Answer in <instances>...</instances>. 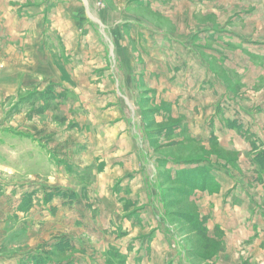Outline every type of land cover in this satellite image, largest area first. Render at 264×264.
Here are the masks:
<instances>
[{
    "label": "crops",
    "instance_id": "crops-1",
    "mask_svg": "<svg viewBox=\"0 0 264 264\" xmlns=\"http://www.w3.org/2000/svg\"><path fill=\"white\" fill-rule=\"evenodd\" d=\"M16 1L15 8L22 7L21 13H31L32 8H37L40 33L50 32L47 25L51 21V25L57 24L55 28L59 31L62 25L57 44H47L41 37L38 43H30L28 49L32 48L30 52L35 55L40 72L34 76L35 83L34 80L32 84L21 81L14 89L15 93L19 87L27 85L26 88L37 91L36 100L30 102L35 96L30 94L21 103L24 106L28 101L27 108L33 111L27 110L29 119L49 115L59 128L63 124L68 126L65 132L56 127L50 130L47 125L36 129L38 143L50 150V165L60 166L57 168L61 171L66 166L68 177L77 181L78 175L85 173L77 171L82 157L98 159L96 172L109 174L111 168H121L117 171L121 178L117 179L113 190V193L121 192L117 199L121 203L119 214L111 201L102 204L107 206L110 219L125 213L127 201L138 206L134 211L141 216L139 221L153 223L161 218L159 215L165 217V204L157 199L162 195L160 181L152 187L156 191L154 197L147 196L149 192L146 193L142 183L143 154L145 163L149 161L144 112L152 107L143 110L140 100L147 92L151 101L153 98L156 104L163 105L160 115L150 116L153 123L170 122V126L177 127L176 133L182 139L192 137L202 144L216 137L224 148L232 147L227 152L235 154L233 166L217 162L213 156L212 165L181 171L183 179L189 180L184 183L192 187L194 195L200 199L197 201L201 203L198 219L203 222V230L198 228L197 232H205L212 239H217L216 233L221 234L218 241L224 243V250L214 254L211 263L236 264L235 256L229 255V251L246 239H258L257 236L260 239L255 243L264 250V197L258 202L259 196L253 194L264 187V129L257 133L258 117L249 111L262 109L264 105L260 96L264 95V34L261 33L264 0ZM131 8L136 12L145 10L153 19L137 16ZM195 9L204 15L203 19L206 15L218 18L223 13L229 16L218 24L213 22L215 19L201 20L191 28L193 31L188 27L185 32L175 28L174 22L193 15ZM161 18L165 21H159ZM234 25L245 26L247 34L233 31ZM81 38H85L89 46L96 41L101 47L103 58L99 65H88L86 56L92 51L81 46ZM33 44H36L34 48ZM78 57L86 59L83 70L76 67ZM207 58L216 63L211 64ZM218 68L228 79L220 76ZM5 79H0V98L7 96L9 83L4 85ZM14 83L15 80L12 85ZM245 92L255 93L256 97L242 99L238 96ZM72 94L76 98L78 94L86 95L82 106L88 117L83 122L73 120L75 106L68 99ZM88 94L97 98L90 103ZM72 129L84 132L77 138ZM27 135L35 136L30 130ZM177 166L169 164V181L179 179ZM190 173H196L197 178ZM52 184L38 186L44 195L43 206L52 215L60 206L73 207L81 216L85 214L82 207H93L92 200L86 204L83 201L91 183L81 184L80 191L86 190L82 196L77 194V187ZM37 188H30L24 200L30 203ZM145 226L149 227L146 237L156 239L160 233L165 237L157 224ZM141 235L142 232L137 234ZM251 251L258 248L254 245Z\"/></svg>",
    "mask_w": 264,
    "mask_h": 264
},
{
    "label": "rangeland",
    "instance_id": "rangeland-1",
    "mask_svg": "<svg viewBox=\"0 0 264 264\" xmlns=\"http://www.w3.org/2000/svg\"><path fill=\"white\" fill-rule=\"evenodd\" d=\"M16 2V0H0V79L3 80L6 77L3 81L4 85L9 83L6 85L9 87L5 93L7 96L0 98V261L4 260L0 264H166V262L167 264H188L189 261L191 264H212V257L224 250V243L218 241L221 234L216 233L217 239H212L205 232H197L198 228L203 230V222L198 219V204L201 205V203L197 204V201L200 199L194 195L196 193L193 192L192 187L184 183L189 180L183 179L181 171H186L188 168L193 171L201 166L212 165L210 161L213 156L217 162L223 161L222 164L233 166L236 162L235 154L227 152L232 147L225 146L228 149L224 148L216 141V137L210 143L202 144L192 137L182 139L176 133L177 127L170 126V122L163 120L161 124L153 123L150 116L160 115L163 105L162 103L161 105L156 104L153 98L151 101V98H148L151 96L147 92L143 93L140 100L143 110L144 107H152L147 112L143 111L147 122L145 136L147 137L149 161L145 163L146 157L143 154L142 183L145 185L146 193L149 192L147 196L154 197L153 192L156 194V191L155 189L153 191L152 187L160 181L158 186L162 195L158 191L161 198L157 199L165 204L166 218L159 215L162 219L159 218L157 222L139 221L141 216L134 211V208L138 206L132 201H127L122 219L114 215L110 219L107 206H102V204L104 201H111L116 206V214H119L120 208L118 207L121 203L117 199L121 192L113 193V190L118 184L117 179L121 178V175L117 173L121 171V168L115 170L111 168L109 174L102 173V171L96 172L98 159L92 160L89 157H82L83 161L79 162L77 171L85 172L78 175L82 185L86 182L89 185L91 183L86 193L87 197L83 201L86 204L92 200L93 207H82L85 214L81 216L72 210L73 207L60 206L54 216L43 206L44 195L42 196L39 190L42 184L54 185L52 183H55L60 186L77 187V194L81 196L86 190L80 191L81 184H77L79 181L68 177L66 166H63L65 175L58 169L60 166L53 162L50 165L48 159L50 150L38 143L36 129L47 125L50 130L56 127L65 132L68 126L63 124L59 128L58 124L53 121V117L49 115L33 116L29 119L27 110L33 111L27 108L28 103L26 102L28 101L24 102L26 104L24 106L21 103L30 94L35 95L30 100L33 102L37 91L26 88L27 85H25L19 87L14 93L18 82L32 84L36 79L34 76H38L40 72L36 67V57L30 52L32 48L28 49L30 43H38L37 40L41 37L47 44H57V37L62 33V25L59 31L55 28L57 24L51 25L53 21L50 20V25H47L50 32L40 33L41 30L37 25V8H32L31 13H21L22 7L15 8L14 3ZM34 2L36 3L37 0ZM132 9L131 11L137 16L153 19V16L145 10L136 12ZM197 13L195 9L193 15L188 14L185 19L180 18V21L174 22L175 28L185 32L188 27V30L193 31L191 28L196 27L201 20L207 22L206 18L209 21L215 19L213 22L218 24L223 23L224 19L229 16V13H223L219 14L218 18L206 15L203 19L204 15ZM52 15H55V12ZM159 21L164 22L165 20L161 18ZM233 28V31L238 30L247 34V30H244L245 26L234 25ZM261 29V33L264 34V27ZM85 38L80 39L81 46L90 49L93 53V56L91 53L86 56L88 65H99L103 58L102 50L99 49L101 47L96 41H93L90 46L87 45ZM35 45L31 46L34 48ZM222 49L224 50V47ZM34 53L36 54V50ZM86 59L78 57L75 62L76 67L83 70L86 67ZM207 59L211 64L214 63L210 58ZM110 63L113 69L112 60ZM218 72L220 76L228 79V76L223 74L219 68ZM14 80L15 83L12 85ZM90 83L93 84L92 81ZM11 91L13 94H10ZM251 95L256 97L255 93L247 94L246 92L238 96L247 99ZM260 96L264 99V95ZM85 97V94H78L77 98L74 94L68 97L75 106L73 120L83 122L85 117H88V113L82 106L86 103ZM88 97L90 103L97 98L93 94H88ZM257 100L255 101L259 104L260 101ZM17 103L19 104L16 106ZM249 111L258 117V125H255L257 133L263 132L264 105L262 109L255 108ZM179 113L181 114L182 111ZM246 113L249 114L248 111ZM28 130L33 132L34 138L27 135ZM74 131L77 138H80L84 132L79 129ZM189 158L195 162H187ZM169 164L179 165L177 166L179 175L176 173L180 176L178 180L171 181L170 179L169 181L168 173L171 172ZM190 174H195L194 178L198 176L196 173ZM249 176L252 177L251 174ZM197 180L194 181L197 182ZM30 188H37L38 191L32 194L35 196L29 203L24 200V197ZM253 194L259 196L258 202H261V198L264 197V187ZM124 218L126 219L123 220ZM146 224L152 226L157 224L159 231L165 232V237L161 235L162 233L156 239L146 237L145 233L149 229L145 226ZM139 227H142L143 231ZM139 232H142L141 237L137 236ZM67 233L73 235V238L68 237ZM256 238L258 239L254 241L246 239L240 242V245L238 244L239 247H233L229 251V255L235 256L236 264H264V250L257 247L258 243L255 242H258L260 237ZM225 240L228 241L227 238ZM138 245H140L139 249ZM254 245L258 251H251Z\"/></svg>",
    "mask_w": 264,
    "mask_h": 264
},
{
    "label": "trees",
    "instance_id": "trees-1",
    "mask_svg": "<svg viewBox=\"0 0 264 264\" xmlns=\"http://www.w3.org/2000/svg\"><path fill=\"white\" fill-rule=\"evenodd\" d=\"M186 161H187V162H195V160H192V159L190 160V158L187 159Z\"/></svg>",
    "mask_w": 264,
    "mask_h": 264
}]
</instances>
